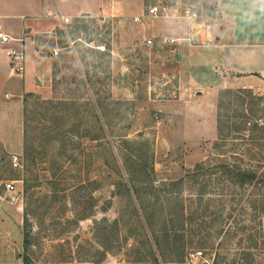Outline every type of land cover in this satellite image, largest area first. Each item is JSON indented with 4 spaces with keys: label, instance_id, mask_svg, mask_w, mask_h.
I'll use <instances>...</instances> for the list:
<instances>
[{
    "label": "rangeland",
    "instance_id": "rangeland-1",
    "mask_svg": "<svg viewBox=\"0 0 264 264\" xmlns=\"http://www.w3.org/2000/svg\"><path fill=\"white\" fill-rule=\"evenodd\" d=\"M157 2L192 4L211 19L203 0H143L140 9ZM131 3H114L120 16L57 26L44 47L59 51L55 89L24 101L20 148L0 142V213L21 235L17 264H264V183L243 187L221 167L264 179V89H179L150 59L185 42L143 43L124 13ZM243 26L264 38V25ZM208 48L189 55L184 85L215 81L200 63Z\"/></svg>",
    "mask_w": 264,
    "mask_h": 264
},
{
    "label": "crops",
    "instance_id": "crops-1",
    "mask_svg": "<svg viewBox=\"0 0 264 264\" xmlns=\"http://www.w3.org/2000/svg\"><path fill=\"white\" fill-rule=\"evenodd\" d=\"M133 3L124 11L129 22L141 30L144 38L154 39L160 46L163 38L190 36L192 29L189 23L173 17H140L143 0H131ZM211 8V39L200 44L195 35L193 43L183 41L172 51L159 50L150 59L151 68H159L179 77V89H264V38L247 33L246 23H257L258 28L264 25V0L254 3L253 0H203ZM113 0H0V29L11 36L6 42L0 40V142L8 152L20 148L21 124L23 116L24 95L29 92L45 97L49 89H55V59L53 48L46 52L44 47L52 39L55 42L57 26L70 19L81 16H120L115 11ZM60 14L62 18L56 16ZM135 17L139 19L135 20ZM183 20V21H182ZM62 23V24H61ZM256 29L253 27V30ZM41 35H51L47 41L38 40ZM194 36V35H193ZM51 38V39H50ZM70 43H74L71 40ZM144 43V41H143ZM201 46H208L205 52L203 68H208L215 76L213 83L196 82L188 87L183 84L182 75L189 73V55L197 52ZM73 46L71 45V48ZM24 55V69L21 73L13 70L12 51ZM79 66V78L83 87H88L87 75L82 68L78 55L72 60ZM166 68V69H165ZM197 93L203 95L201 91ZM18 97V104L12 97ZM16 110L19 112L16 118ZM20 117L18 129L16 124ZM2 197V194H0ZM7 206V205H6ZM3 208H6L2 203ZM10 218V217H9ZM14 220L13 217L10 218ZM0 213V264H17L16 253L19 252L21 235H17L12 226L4 228Z\"/></svg>",
    "mask_w": 264,
    "mask_h": 264
},
{
    "label": "built area",
    "instance_id": "built-area-1",
    "mask_svg": "<svg viewBox=\"0 0 264 264\" xmlns=\"http://www.w3.org/2000/svg\"><path fill=\"white\" fill-rule=\"evenodd\" d=\"M118 1V0H113ZM260 0H253L254 3H259ZM57 17L62 18L60 14H56ZM140 17H173V18H181L186 20L191 29L192 33L190 36L186 37H178V38H163L162 41L164 44H174L178 45L182 41H188L193 43L195 35L200 39V44H205L211 39V23L202 19L201 9L192 4H183L181 7H175L168 3L157 2L155 4H151L147 7V9L140 15ZM139 19V17H135V20ZM194 35V36H193ZM11 38L9 34L0 29V40L1 42H6ZM143 41L147 45H153L154 40L152 38H144ZM97 48L101 50H105L104 45H97ZM54 54H58V49H54ZM11 59L13 62V70L15 72L21 73L24 69V55L20 52L12 51ZM18 154L12 155V164L13 166H18L20 164ZM8 189H15V180L8 181L6 183Z\"/></svg>",
    "mask_w": 264,
    "mask_h": 264
},
{
    "label": "trees",
    "instance_id": "trees-1",
    "mask_svg": "<svg viewBox=\"0 0 264 264\" xmlns=\"http://www.w3.org/2000/svg\"><path fill=\"white\" fill-rule=\"evenodd\" d=\"M203 5L207 8H211V10L213 8V7H210V5L206 1L203 2ZM31 96L40 97V95L37 93L29 92L24 95V101L27 99V97H31ZM202 167H204V163L200 162L196 165L195 169H199ZM221 167L225 171V174L228 176L230 181L238 185H241L243 187H246L247 185L258 184L259 182L264 183V179H259L256 175V172L253 169L243 168V167H240L239 165H231L228 162L221 163ZM261 208H262V211L264 212V206ZM190 222L191 221H188V223ZM183 223H184L183 226L186 227V222L184 221ZM259 224H260V221H259ZM28 236H29V231L27 230L24 232L25 243H26V239L28 238Z\"/></svg>",
    "mask_w": 264,
    "mask_h": 264
}]
</instances>
